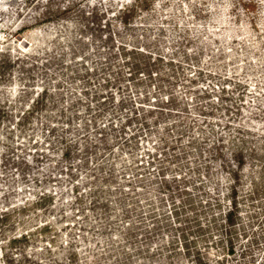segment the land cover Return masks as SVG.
<instances>
[{
  "label": "rangeland",
  "instance_id": "1",
  "mask_svg": "<svg viewBox=\"0 0 264 264\" xmlns=\"http://www.w3.org/2000/svg\"><path fill=\"white\" fill-rule=\"evenodd\" d=\"M0 264H264V0H0Z\"/></svg>",
  "mask_w": 264,
  "mask_h": 264
},
{
  "label": "trees",
  "instance_id": "2",
  "mask_svg": "<svg viewBox=\"0 0 264 264\" xmlns=\"http://www.w3.org/2000/svg\"><path fill=\"white\" fill-rule=\"evenodd\" d=\"M252 129H254V128H252Z\"/></svg>",
  "mask_w": 264,
  "mask_h": 264
}]
</instances>
